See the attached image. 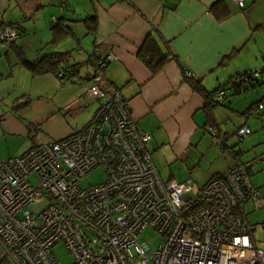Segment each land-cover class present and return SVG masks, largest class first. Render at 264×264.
Listing matches in <instances>:
<instances>
[{
	"label": "crops",
	"instance_id": "crops-1",
	"mask_svg": "<svg viewBox=\"0 0 264 264\" xmlns=\"http://www.w3.org/2000/svg\"><path fill=\"white\" fill-rule=\"evenodd\" d=\"M87 17L95 19L92 30ZM20 18V36L0 47V162L82 129L98 103L86 96L91 58L111 52L105 76L127 101L136 126L151 134L146 148L160 178L202 186L233 163L230 153L239 148L241 159L251 162L249 177L262 202L257 209L247 203L244 217L251 222L246 214L260 212L251 225L264 226V109L250 113L264 105V91L251 96L225 86L254 71L262 77L254 87L264 88V0H245L242 8L232 0H0V27ZM56 26L63 32L57 38ZM150 32L170 53L154 75L137 57ZM65 52L77 69L65 83L52 73H31L18 55L33 61ZM185 77L209 93L225 87L224 126L216 107L225 102L211 110L212 122L228 133L222 146L208 131L205 98ZM241 126L251 133L237 144L233 134ZM252 241L264 251V241L253 234Z\"/></svg>",
	"mask_w": 264,
	"mask_h": 264
},
{
	"label": "built area",
	"instance_id": "built-area-1",
	"mask_svg": "<svg viewBox=\"0 0 264 264\" xmlns=\"http://www.w3.org/2000/svg\"><path fill=\"white\" fill-rule=\"evenodd\" d=\"M232 2L242 8L245 0ZM22 20L0 27V47L20 36ZM113 59L111 52L91 58L86 96L98 103L82 129L0 162L4 254L13 264H61L52 249L62 244L69 264H264V251L252 241L254 227L244 217L247 203L262 207L249 177L251 162L236 148L233 163L202 186L162 180L146 148L151 134L136 126L127 101L105 76ZM226 95L221 87L210 102L223 104ZM262 109L256 104L250 113ZM208 131L222 146L228 133L212 126ZM250 133L241 126L233 135L240 144ZM96 167L106 173L105 182L80 188ZM41 202L46 205L37 213L26 209ZM146 228L160 238L155 248L140 239Z\"/></svg>",
	"mask_w": 264,
	"mask_h": 264
},
{
	"label": "trees",
	"instance_id": "trees-1",
	"mask_svg": "<svg viewBox=\"0 0 264 264\" xmlns=\"http://www.w3.org/2000/svg\"><path fill=\"white\" fill-rule=\"evenodd\" d=\"M84 23L87 28L92 30L95 27V19L87 17L84 19ZM62 29L57 26L54 27L55 37H59L62 34ZM66 33V31H65ZM20 63L31 73L35 75H41L46 73H52L57 76L60 82L65 83L72 77L76 76L77 69L76 65H68V58L70 57L69 52L65 53H55L49 55H43L36 60L30 61L25 58L22 54H18ZM170 53L167 45L162 47L159 43V36L156 32H150L144 39L143 43L140 45L137 51L138 59L148 68L152 75L157 74L162 70L165 64L168 62V57ZM67 67L63 75L59 76L58 72L63 66ZM258 75V74H257ZM245 77V78H244ZM186 78V77H185ZM186 80L192 86L194 90L199 92L206 100V114L208 119V126L216 127L211 119V110L216 106L210 102V97L214 93L206 92L201 85L200 81L193 78L187 77ZM259 81L257 77L251 76L249 73H243L230 80L225 86L232 88L234 92L239 93L249 87H254L258 85ZM225 89V87H223ZM219 89V88H218ZM227 96V95H226ZM251 108V107H250ZM0 264H12V262L7 258L5 254L0 255Z\"/></svg>",
	"mask_w": 264,
	"mask_h": 264
},
{
	"label": "rangeland",
	"instance_id": "rangeland-1",
	"mask_svg": "<svg viewBox=\"0 0 264 264\" xmlns=\"http://www.w3.org/2000/svg\"><path fill=\"white\" fill-rule=\"evenodd\" d=\"M254 71H249V72H246V73H253ZM257 80L260 81V79L262 78L260 75H257ZM261 91H264V88H261L260 90L257 89V87H254V88H248L247 89V92H249L248 94L253 96L255 93L256 94H260ZM264 93V92H262ZM227 94V92H226ZM228 95H230L228 93ZM248 96V95H247ZM227 100V96H226V99H225V107H216L217 110L221 111V119H220V122L221 124L223 125V123L225 122L224 118L227 117L226 114H224L222 112V110H228L226 109V107H229L228 106V102L226 101ZM233 114V113H232ZM234 116H241V115H238V114H234ZM224 117V118H223ZM226 123H227V120H226ZM224 126V125H223ZM251 130V129H250ZM107 178V175L106 173L102 170L101 167H96L94 168L93 170H91L88 174H86L78 183V186L80 188H87V187H91V186H95V185H98V184H101L103 182H105ZM30 182L32 184H35V180L34 178H30ZM46 205L45 202H41V203H38L36 205H29L26 207V209L32 213H37L38 211H40L42 208H44ZM245 211H247V208H245ZM260 212H257V213H252V215L250 213H247L246 216H248L249 220L251 222L255 221V220H259L260 219V216H257L259 215ZM251 222H249L250 224H252ZM253 225V224H252ZM255 227V232H253V238L258 242V241H264V226H262L261 224H255L254 225ZM141 240H145V239H148L150 241V247L151 248H155L159 241H160V238L159 236L155 233V231H153L151 228H146L143 230L142 234H141ZM260 247H262L261 245H259ZM258 246V247H259ZM1 254H4V251L2 250V248H0V255ZM52 254L54 256V258L60 262L61 264H69L71 262V256L68 254V252L66 251V249L64 248V246L62 244H57L53 247L52 249Z\"/></svg>",
	"mask_w": 264,
	"mask_h": 264
}]
</instances>
